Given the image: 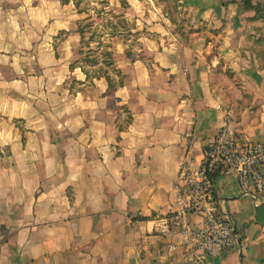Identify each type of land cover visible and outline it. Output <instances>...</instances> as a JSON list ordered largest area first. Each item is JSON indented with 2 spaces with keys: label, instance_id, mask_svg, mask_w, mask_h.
I'll use <instances>...</instances> for the list:
<instances>
[{
  "label": "crops",
  "instance_id": "1",
  "mask_svg": "<svg viewBox=\"0 0 264 264\" xmlns=\"http://www.w3.org/2000/svg\"><path fill=\"white\" fill-rule=\"evenodd\" d=\"M181 1L183 28L168 12L134 25L117 72L74 76L52 30L69 2L0 0V264H264V191L233 176L216 190L239 247L196 256L154 230L183 162L206 159L220 103L264 138V20L245 0Z\"/></svg>",
  "mask_w": 264,
  "mask_h": 264
},
{
  "label": "built area",
  "instance_id": "2",
  "mask_svg": "<svg viewBox=\"0 0 264 264\" xmlns=\"http://www.w3.org/2000/svg\"><path fill=\"white\" fill-rule=\"evenodd\" d=\"M218 107L222 111V124L210 141L206 159L198 167L189 160L183 162L173 188L177 207L154 219L155 232L177 231L180 242L173 248L180 245L196 256L219 255L241 243L234 222L220 215L218 173L233 176L245 193L264 191V138L252 141L236 129L231 107L224 103ZM186 135L191 146L193 133Z\"/></svg>",
  "mask_w": 264,
  "mask_h": 264
},
{
  "label": "rangeland",
  "instance_id": "3",
  "mask_svg": "<svg viewBox=\"0 0 264 264\" xmlns=\"http://www.w3.org/2000/svg\"><path fill=\"white\" fill-rule=\"evenodd\" d=\"M186 9L181 0H71L63 4L57 19L62 29L52 26V30L60 33L63 57L72 60L74 76L117 72L124 41L132 44L140 36L134 25L146 30L156 22L164 23L162 13L168 12L171 21L176 17L180 29L185 26L182 13Z\"/></svg>",
  "mask_w": 264,
  "mask_h": 264
},
{
  "label": "trees",
  "instance_id": "4",
  "mask_svg": "<svg viewBox=\"0 0 264 264\" xmlns=\"http://www.w3.org/2000/svg\"><path fill=\"white\" fill-rule=\"evenodd\" d=\"M71 0H64V2H70ZM80 1H77L79 4ZM245 7L254 9L256 11V14L254 15V18H260L264 20V7L259 3H254L252 0H245Z\"/></svg>",
  "mask_w": 264,
  "mask_h": 264
}]
</instances>
